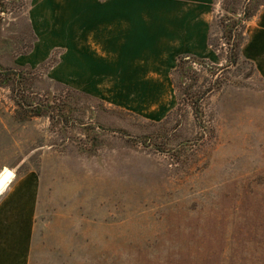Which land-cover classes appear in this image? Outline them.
<instances>
[{
  "label": "rangeland",
  "instance_id": "obj_1",
  "mask_svg": "<svg viewBox=\"0 0 264 264\" xmlns=\"http://www.w3.org/2000/svg\"><path fill=\"white\" fill-rule=\"evenodd\" d=\"M118 1L0 0V264H264L262 0Z\"/></svg>",
  "mask_w": 264,
  "mask_h": 264
},
{
  "label": "crops",
  "instance_id": "obj_2",
  "mask_svg": "<svg viewBox=\"0 0 264 264\" xmlns=\"http://www.w3.org/2000/svg\"><path fill=\"white\" fill-rule=\"evenodd\" d=\"M120 6L117 9L119 11V15L117 17V21L120 23V27L118 30L112 34L110 32V27H107V31L105 33L106 41L105 47L109 46V54L112 55L107 58V61L114 62L113 60H124V54L129 52L126 50L127 47L137 46V40L132 34L138 26H135L132 21V18L138 19L137 17L131 16L127 14L126 8L124 6L129 7H138L144 5H207L208 0H119L117 2ZM262 8L259 10V13L255 15L257 17V22L253 27H251L249 34L245 42L241 48V55L247 60L251 61L258 73L264 77V4L261 6ZM133 15V14H132ZM131 18V19H130ZM142 18H140L141 21ZM123 40H126L124 44ZM119 41V42H118ZM124 44L125 48L120 49L119 47ZM107 48V47H106ZM119 48V49H118ZM134 48V47H133ZM119 55L123 56L120 58ZM112 57L114 59H112ZM119 58V59H118ZM19 252V251H17ZM21 253V252H20ZM21 264V263H20Z\"/></svg>",
  "mask_w": 264,
  "mask_h": 264
},
{
  "label": "trees",
  "instance_id": "obj_3",
  "mask_svg": "<svg viewBox=\"0 0 264 264\" xmlns=\"http://www.w3.org/2000/svg\"><path fill=\"white\" fill-rule=\"evenodd\" d=\"M264 4V0H262V3L261 5ZM253 15V12H250V11H247L246 13V19H249L251 16ZM232 27L234 29H237V24L235 23V21L233 22L232 24ZM230 29V27H229ZM235 49H237V52H236V57H238V53H240L239 49H238V45L236 44L235 45ZM188 55H185V56H180L179 57V60L180 59H193V60H196V57H193V56H190V57H187ZM235 56V55H234ZM199 60V59H198ZM176 69H178V64L176 66ZM174 69V70H176ZM1 72V71H0ZM3 76H6L8 78V74H6V71L5 73H1ZM5 86H9L8 83H5L3 84ZM15 87V85H14ZM13 87V88H14ZM23 96V95H22ZM16 101H17V105L23 109H26V111H31V114L32 116H40V115H44L46 114L49 118H54V116H58V118H60L61 120L67 122L68 121V117H69V113L70 111H68L69 109H65L62 105H60V107L57 105H47V108H45V110H41V111H36L34 109L36 108H40L41 106L38 104V105H34V103L32 101H30L28 99V97H18L16 98ZM194 102V101H193ZM195 103V102H194ZM30 109V110H29Z\"/></svg>",
  "mask_w": 264,
  "mask_h": 264
}]
</instances>
